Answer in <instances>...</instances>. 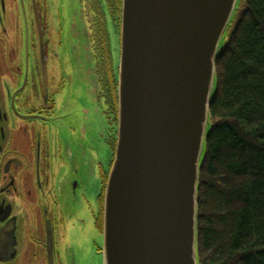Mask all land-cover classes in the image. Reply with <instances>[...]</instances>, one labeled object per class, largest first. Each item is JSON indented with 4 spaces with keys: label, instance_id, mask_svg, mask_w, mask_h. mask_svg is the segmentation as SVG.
<instances>
[{
    "label": "flooded vegetation",
    "instance_id": "1",
    "mask_svg": "<svg viewBox=\"0 0 264 264\" xmlns=\"http://www.w3.org/2000/svg\"><path fill=\"white\" fill-rule=\"evenodd\" d=\"M66 1L0 0V264H103L122 0Z\"/></svg>",
    "mask_w": 264,
    "mask_h": 264
},
{
    "label": "water",
    "instance_id": "2",
    "mask_svg": "<svg viewBox=\"0 0 264 264\" xmlns=\"http://www.w3.org/2000/svg\"><path fill=\"white\" fill-rule=\"evenodd\" d=\"M240 2L122 0L103 264H200L198 193L216 62ZM73 43L83 50L86 42L76 34ZM73 60L92 67L89 53Z\"/></svg>",
    "mask_w": 264,
    "mask_h": 264
},
{
    "label": "trees",
    "instance_id": "3",
    "mask_svg": "<svg viewBox=\"0 0 264 264\" xmlns=\"http://www.w3.org/2000/svg\"><path fill=\"white\" fill-rule=\"evenodd\" d=\"M216 62L198 193L200 264H264V0H241Z\"/></svg>",
    "mask_w": 264,
    "mask_h": 264
}]
</instances>
